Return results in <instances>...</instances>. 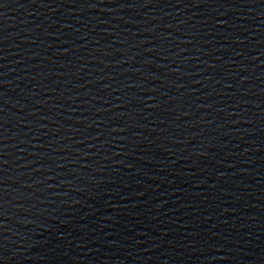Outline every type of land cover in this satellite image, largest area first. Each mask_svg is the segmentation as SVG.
<instances>
[{"label": "water", "instance_id": "95a60500", "mask_svg": "<svg viewBox=\"0 0 264 264\" xmlns=\"http://www.w3.org/2000/svg\"><path fill=\"white\" fill-rule=\"evenodd\" d=\"M0 264H264V0H0Z\"/></svg>", "mask_w": 264, "mask_h": 264}]
</instances>
